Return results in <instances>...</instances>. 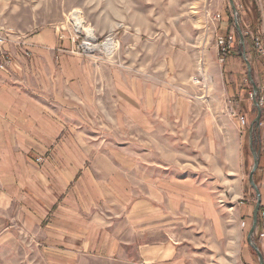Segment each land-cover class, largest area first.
<instances>
[{
	"label": "crops",
	"instance_id": "crops-1",
	"mask_svg": "<svg viewBox=\"0 0 264 264\" xmlns=\"http://www.w3.org/2000/svg\"><path fill=\"white\" fill-rule=\"evenodd\" d=\"M253 1L264 41V3ZM212 2L222 16L208 26L215 39L236 35L226 0ZM18 38L3 46L16 63L0 69L1 235L17 216L52 264H259L245 150L255 105L235 48L220 62L208 35L184 74L160 83L94 65L58 28ZM197 72L203 80L191 84ZM255 137L260 218L264 113ZM254 241L264 256L259 224Z\"/></svg>",
	"mask_w": 264,
	"mask_h": 264
},
{
	"label": "rangeland",
	"instance_id": "rangeland-1",
	"mask_svg": "<svg viewBox=\"0 0 264 264\" xmlns=\"http://www.w3.org/2000/svg\"><path fill=\"white\" fill-rule=\"evenodd\" d=\"M212 1L0 0V35L7 36L8 41L4 44L8 43L12 47L16 37L30 35L46 27L58 28L68 37L79 35L78 41L71 43L74 46L70 50L92 61L94 65L121 68L125 72L137 73L142 77L151 75L158 82L164 83L165 80H171L172 76L184 74L182 68L186 66L188 51L197 50L199 44L206 42L208 35H211L210 42L216 44L215 33L208 28L210 24L216 23L214 16L217 12L209 11L213 8ZM226 2L231 23L235 25L229 0ZM235 3L240 26L244 35L246 34V52L252 65L253 78L256 77L257 85L260 83L264 87L261 81L264 55L256 51L252 39L253 36L263 34L262 24L257 30L253 0H235ZM75 13H78L82 23H76ZM91 32L96 38L94 42L88 37ZM107 38H112L115 43L110 52L103 49ZM88 42L96 45L94 51L87 49ZM235 51L241 52L237 31ZM173 63L180 65L179 73L167 71ZM244 64L247 74L245 61ZM190 77V83L194 85H200L203 80L200 72L191 74ZM247 85L250 91L249 99L253 100V86L249 81ZM258 98L263 102L261 107L264 113V88L261 86ZM257 113L255 106L250 115L252 122ZM245 150L248 166L251 168L253 156L249 139L245 141ZM225 188L221 185L222 192ZM184 237L192 240L195 239V234L187 233ZM51 261V255L46 253L41 245L39 235L29 232L25 224L14 216L10 231L0 234V264H52ZM89 264L117 263L96 259Z\"/></svg>",
	"mask_w": 264,
	"mask_h": 264
},
{
	"label": "water",
	"instance_id": "water-1",
	"mask_svg": "<svg viewBox=\"0 0 264 264\" xmlns=\"http://www.w3.org/2000/svg\"><path fill=\"white\" fill-rule=\"evenodd\" d=\"M229 4H230V7L233 11L234 17H235V27H236V30H237L238 35H239V43L241 46V52L240 53H241V56L246 63V66H247L248 80L253 86V102H254V105L256 106L257 111H258L256 118L253 120V122L249 128V136H250L249 144H250V150H251V153L253 156V166H252L250 174H249V183H250L251 187L254 189V191L256 192L257 201H256V205H255V208L253 211L252 226H251L249 233H248V242H249V245L256 251L258 259H259V264H264V256H263L261 250L259 249L258 245L256 244V242L254 241V235H255L256 229H257L258 224H259V212H260L261 202H262L261 192H260V189H259V187L255 181V178H254V175L259 168V161H260V152L256 146V137L255 136H256L257 130L260 128V125H261L263 108L261 107L260 99L258 98V96L260 95V88L256 84V82L253 78L252 65H251V62L248 58L247 52H246V38H245V35H244L242 28L240 26V23H239L238 8H237V5L235 3V0H229Z\"/></svg>",
	"mask_w": 264,
	"mask_h": 264
},
{
	"label": "built area",
	"instance_id": "built-area-1",
	"mask_svg": "<svg viewBox=\"0 0 264 264\" xmlns=\"http://www.w3.org/2000/svg\"><path fill=\"white\" fill-rule=\"evenodd\" d=\"M262 3H264V0H259ZM222 16L221 14H216L214 16V20L219 21L221 20ZM60 32V38H65L66 36L61 33V30H59ZM261 34L253 36V45L256 48V50L258 51V53H260L261 55H264V41L262 40ZM19 45H23L24 42L21 40V37L18 38ZM69 39L71 40L72 44L76 43L79 39V35H70ZM8 41V37L7 36H3L0 35V69L3 70H8L12 65H14L16 63L14 56L8 51V50H4L2 48V46L4 45V43H6ZM216 45L219 48V60L220 62H225L227 56L229 55V53L231 52L232 49L235 48L236 45V35L234 34H229L228 36H221V35H217L216 36ZM74 46V45H73ZM28 52V51H26ZM261 104L263 103L262 100L260 102ZM239 120L241 122V124L245 125L246 124V118L244 116H239ZM40 161L43 160L42 157L39 158ZM259 226L262 227V230H264V210L261 211L260 213V218H259Z\"/></svg>",
	"mask_w": 264,
	"mask_h": 264
},
{
	"label": "bare ground",
	"instance_id": "bare-ground-1",
	"mask_svg": "<svg viewBox=\"0 0 264 264\" xmlns=\"http://www.w3.org/2000/svg\"><path fill=\"white\" fill-rule=\"evenodd\" d=\"M75 19H76V23L77 24H80V23H82L81 22V18L79 17V15H78V13H75ZM75 19H74V21H75ZM89 38H90V40H92V42H94L95 41V36L93 35V33L91 32V33H89V36H88ZM90 43V42H88L87 44V49H89L90 51H94L95 50V44H93V43ZM115 46V43L113 42V40H112V38H107L106 40H105V42L103 43V49H104V51L105 52H110L112 49H113V47Z\"/></svg>",
	"mask_w": 264,
	"mask_h": 264
},
{
	"label": "trees",
	"instance_id": "trees-1",
	"mask_svg": "<svg viewBox=\"0 0 264 264\" xmlns=\"http://www.w3.org/2000/svg\"><path fill=\"white\" fill-rule=\"evenodd\" d=\"M253 3H254V1H253ZM254 4H255V3H254ZM253 11L256 13V18H257V19L254 20V23L256 24V27H257V30H258L260 24H262V22H261V16H260V11L258 10V8H257L256 5H255ZM245 35H246V34H245ZM254 108H255V107H254Z\"/></svg>",
	"mask_w": 264,
	"mask_h": 264
}]
</instances>
